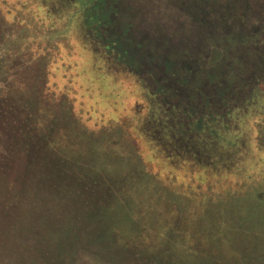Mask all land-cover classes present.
Listing matches in <instances>:
<instances>
[{
	"label": "trees",
	"instance_id": "trees-1",
	"mask_svg": "<svg viewBox=\"0 0 264 264\" xmlns=\"http://www.w3.org/2000/svg\"><path fill=\"white\" fill-rule=\"evenodd\" d=\"M114 1L56 2L64 7L69 4L78 7L79 41L90 50L96 66L112 75L130 73L142 88L143 99L133 102L129 116L97 131L89 129L82 116L75 113L70 98L57 97L47 90L49 64L53 59L55 63L64 61L62 50H56L55 55H39L30 63L22 42L25 37L21 33L22 39L17 33L8 35L0 29V49L4 48L1 73L11 59L16 58L18 64L22 58H27L26 63L29 60L21 71L24 77L28 76L29 82L25 81L28 85L13 83L14 80L6 82L0 95V130H17L16 136L20 142L25 141L30 158L26 165L30 173L22 178V183L28 185L16 200L15 221H11L14 235L21 232L30 235L47 223L53 230L48 240H43L47 244L60 240L64 252L56 258L44 254L42 263L47 259L49 264H57V260L60 264H75L80 250L101 246L104 252L111 251L118 236L113 229L119 218L124 221L128 218L126 224L135 222L129 214L134 196L138 207L150 206L149 221L145 222L148 228H143L154 237L174 227L176 217L170 209L176 202L158 198L156 186L149 183L153 178L147 174L141 158L142 138L147 143L149 158L156 160L154 166L146 163L147 167L164 180L174 177L179 182L203 180L218 185L225 178L247 195L240 206L236 202L240 199L239 192L233 193L235 198L229 201L211 204L220 214L225 229L216 235L212 233L205 246L195 234H190L189 239L186 231L192 228L203 232V228L215 222L213 216L208 217V210L191 205L185 209L179 202L180 215L188 221L178 232L185 250L174 255L172 249H160L164 264H182L189 253L191 261L202 259L206 264L258 263L254 254L257 251L260 259H264V236H259L252 221L259 218V196L253 189L260 183L247 182L264 177V149L257 142V123L264 120V37L258 41L252 31L239 30L231 34L220 30L216 36H207L202 30L192 41L183 32L178 33L177 40L159 35L141 42L129 37L128 27L114 28L112 15H117ZM37 2L30 16L39 28L46 31L45 27L51 23L49 29H55L54 22L60 19L62 11L56 4L52 6L50 0ZM70 46L65 53L73 50L71 42ZM174 90L181 96L180 105L170 102ZM166 164L174 170L170 171ZM50 172L60 194L53 208L36 217L39 211L35 214L32 209L42 187L33 185L38 183L35 175L43 173L44 178H50ZM3 212H7L6 208ZM71 217L75 224L70 223ZM64 219L77 229L61 237L56 230L69 226L63 224ZM36 235L41 239L39 233ZM3 244L7 250L17 251L13 254L15 263L40 264L38 256L30 255L32 247L26 242V246L16 242L13 249L10 241ZM18 246L25 247V252L30 253L28 257L18 253ZM199 251L202 258L196 253Z\"/></svg>",
	"mask_w": 264,
	"mask_h": 264
},
{
	"label": "rangeland",
	"instance_id": "rangeland-1",
	"mask_svg": "<svg viewBox=\"0 0 264 264\" xmlns=\"http://www.w3.org/2000/svg\"><path fill=\"white\" fill-rule=\"evenodd\" d=\"M57 1L59 0H50V4L52 6L56 4V7L62 11L59 14L60 19L54 22L55 29L50 30L48 26L51 23H49L45 27L47 28L45 31L39 28V24L35 23V20L30 16L34 11V7L39 4L37 0H0V29H4L8 35L17 33L16 36L21 38L19 36L21 33L20 35L25 37L22 42H25L24 46L29 55V60L30 58L32 60H28L30 63L37 59L39 55H55V53L57 54L56 50H62L60 54H62L64 61L59 60L55 63L53 59L49 64L47 90L57 97L65 95L70 98L75 113L82 116L85 125L89 129L97 131L114 124L123 117L129 116L133 102L143 99L142 88L130 73H127L126 76L112 75L100 66L95 65L92 53L79 41L78 33L81 21L80 14L77 12L78 7L73 4L64 7L60 3H56ZM113 7L117 10V15H112L114 28L128 27V30H130L129 37L141 42H148L153 36L155 38L159 35L177 40V37L180 36L178 33L183 35V32L192 41L200 32L202 33V30L207 36H216L220 30L221 33L227 34L239 30L240 32L252 31L253 37L258 41H261L264 37V0H115ZM69 29H71L72 35ZM70 42L73 50L65 53L67 48L71 47ZM8 47L10 48V45ZM3 53L4 48L0 49V58ZM11 53L9 52V54ZM11 55L13 58L16 57L13 53ZM22 59L23 61L19 64L16 58L11 59L3 67L4 71L2 73L0 71V95L5 89L6 82L14 80L13 83L20 84L21 82L28 85L25 82L26 80L29 82L28 76L24 77L25 75L21 71L23 66L29 63L28 61V64L26 63V57ZM64 62H66L65 65ZM262 62L264 66V60ZM1 63L3 62L0 61ZM68 64H71V66L68 67ZM169 84L172 88V82H169ZM171 96L170 102H177L180 105L179 101L182 99L180 95L175 93V90L174 93L171 92ZM100 119H103V121ZM257 127L258 146L264 149V120L257 123ZM16 133L17 130H0V264H18V262H14L16 256L13 255L17 252L13 249L16 242L21 244L26 242L27 246L32 247L30 254L25 252V247L18 246V253L22 257H28L27 254L35 255L38 256V262L41 261L40 264H49L47 259L46 262L42 263V260L46 258L44 254L56 258L63 255L64 252L60 240L55 241L53 244H47L48 241L43 240H48L53 228H49V225L45 223L43 227L41 226L40 229L37 227L30 235L25 232L14 235L12 229L11 221L12 219L13 222L15 221L16 200L21 197L25 186L28 185V183H22V178L30 173L26 167L30 159L28 149L25 146L26 143L25 141L20 142ZM140 147L145 170L150 178H153L149 183L156 186L158 198L176 202L174 207L172 205L170 209L174 211L176 217L175 219L173 217L175 226L160 232L159 235L154 237L151 231L143 228H148L145 226V222L148 223L149 221L147 210L150 206L146 205L147 209L144 206L138 207L139 203L134 196L133 206L129 214L133 222L136 223L129 222L126 224L125 221H128V218L125 221L119 218L113 229L118 236L111 246V251L108 249L104 252L101 246H92L88 250H80L75 264H137L138 262H140L138 264H164L166 261L162 260L163 256L160 255L162 254L160 249H172L174 255L182 254L181 250H185L181 247L184 244L182 243L183 240L179 238L178 232L179 227L181 228L188 221L180 215L179 202L185 209L191 205L195 208L206 209L209 211L208 217L213 216L215 222L210 227L203 228V232L200 229L196 232L192 228H188L186 231L189 239L190 234H195L200 238L201 244L205 246L206 242L212 238V233L216 235L219 230L225 229L220 214L211 207V204L218 205L229 201L230 198H235L233 195L237 192L240 196L239 201H236L237 204L241 205L245 201L246 193L240 191L236 184L232 185L225 178L221 182L218 181V185L204 183L203 180L201 182L191 181L190 183L186 181L179 182L174 177L164 180V178L152 172L155 170H150L147 167L146 163L154 166L156 160L151 161L149 158L147 143L142 138L140 139ZM165 166L170 171L174 170L168 164ZM156 173L160 174L157 170ZM42 174L40 176L36 173L35 177L38 183H33L35 188L39 185L42 187L41 192H37V196H35L37 198H35V206L32 209L35 214L39 211L36 217H39L40 214L43 215L49 208H53L55 198L58 197V193L60 194V192H57L59 189L57 183L52 182L55 180L54 174L48 173L50 178H44ZM193 174H197V172ZM210 176L214 177V174ZM257 179L253 182L249 180L247 183H260L253 189L255 193H258L257 197L259 196L257 205L259 218H253L254 221L252 222L254 227L256 226L258 229L259 236H264V177L259 181ZM41 181L42 183H40ZM217 186L221 188H216ZM5 208L7 212H3ZM99 212L108 214L111 211L101 210ZM57 217L61 219V215ZM108 217H110V220L112 219V215ZM69 221L74 223L73 217ZM70 223L67 219H64L63 224L69 226L56 230V234L66 237L68 232H75L77 228ZM136 225H140L139 228ZM38 233V236L41 235L42 243L36 235ZM138 234L140 236L135 238ZM95 239L93 237V240ZM127 239L132 241L127 242ZM192 240L194 239L192 238L189 241L193 242ZM7 241H10V244L12 243L13 250L4 248L6 243L3 244V242ZM160 243H162L161 246H159ZM185 243L188 246L191 245L187 243V240ZM199 252L196 253L198 257L202 258L203 254ZM190 254L192 253L187 255ZM187 255L182 264H206L205 260L202 259L191 261ZM254 256L256 262H258L256 264H264V259H260L261 254L259 252L255 251ZM159 260L161 261L159 262ZM57 264H60L59 260H57Z\"/></svg>",
	"mask_w": 264,
	"mask_h": 264
}]
</instances>
